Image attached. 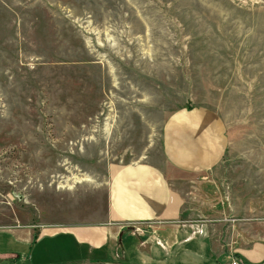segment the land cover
<instances>
[{"label":"rangeland","instance_id":"rangeland-1","mask_svg":"<svg viewBox=\"0 0 264 264\" xmlns=\"http://www.w3.org/2000/svg\"><path fill=\"white\" fill-rule=\"evenodd\" d=\"M193 110L224 126L215 188L261 213L264 0H0V233L104 220L111 173L164 167Z\"/></svg>","mask_w":264,"mask_h":264},{"label":"crops","instance_id":"crops-1","mask_svg":"<svg viewBox=\"0 0 264 264\" xmlns=\"http://www.w3.org/2000/svg\"><path fill=\"white\" fill-rule=\"evenodd\" d=\"M162 140L164 167L143 161L111 173L104 220L1 230L0 264H224L232 254L264 264V209L251 213L248 195L215 188L228 146L220 118L175 112Z\"/></svg>","mask_w":264,"mask_h":264},{"label":"built area","instance_id":"built-area-1","mask_svg":"<svg viewBox=\"0 0 264 264\" xmlns=\"http://www.w3.org/2000/svg\"><path fill=\"white\" fill-rule=\"evenodd\" d=\"M224 264H242L239 259H237L235 256L231 257L226 261Z\"/></svg>","mask_w":264,"mask_h":264},{"label":"bare ground","instance_id":"bare-ground-1","mask_svg":"<svg viewBox=\"0 0 264 264\" xmlns=\"http://www.w3.org/2000/svg\"><path fill=\"white\" fill-rule=\"evenodd\" d=\"M34 103V102H33ZM31 113V112H30ZM8 123V120H5V123ZM24 122V121H23ZM20 124V123H19ZM29 124V123H28ZM30 125V124H29ZM34 125V124H33ZM33 128V127H32ZM14 129H15V127H14ZM17 129V128H16ZM28 129V128H27ZM8 130V129H7ZM8 132V131H7ZM31 132H33V130L31 131Z\"/></svg>","mask_w":264,"mask_h":264},{"label":"water","instance_id":"water-1","mask_svg":"<svg viewBox=\"0 0 264 264\" xmlns=\"http://www.w3.org/2000/svg\"><path fill=\"white\" fill-rule=\"evenodd\" d=\"M105 264H112V263H105Z\"/></svg>","mask_w":264,"mask_h":264}]
</instances>
